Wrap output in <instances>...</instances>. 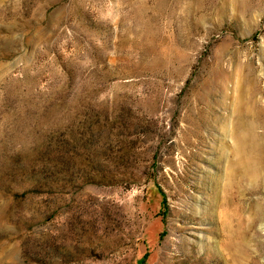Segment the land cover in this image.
Segmentation results:
<instances>
[{
	"label": "rangeland",
	"instance_id": "rangeland-1",
	"mask_svg": "<svg viewBox=\"0 0 264 264\" xmlns=\"http://www.w3.org/2000/svg\"><path fill=\"white\" fill-rule=\"evenodd\" d=\"M260 107L264 0H0V264H264V178L191 185Z\"/></svg>",
	"mask_w": 264,
	"mask_h": 264
},
{
	"label": "bare ground",
	"instance_id": "bare-ground-1",
	"mask_svg": "<svg viewBox=\"0 0 264 264\" xmlns=\"http://www.w3.org/2000/svg\"><path fill=\"white\" fill-rule=\"evenodd\" d=\"M245 82L238 84L237 87L242 88ZM257 82L254 79L250 85L253 93L260 91ZM257 113L262 115L260 120H236L238 130L235 133H231L229 128H226V133L231 136V140L220 138L219 143L218 139L216 140L218 153L214 162L219 167V172H210L201 167L200 170L203 171V175L195 178L192 182L191 185L194 189H202L207 192L209 207H219L232 203L236 198L235 191L245 194L248 191V187L245 186L248 181L259 182L264 178V108L260 107ZM197 123L199 122L194 121V124L198 127L199 124ZM260 126L263 127L262 132L257 130ZM195 133L196 137L186 135L184 142H205L206 138L201 135L198 129ZM189 197L194 198L195 196H184L179 201L181 206L178 212L181 215L187 214L188 209H193L195 206ZM200 207L203 206L200 205ZM256 210V216L261 219L264 218V206L258 205ZM196 211L202 212L204 210L202 208L201 211H198L196 207ZM227 215L230 216V214ZM229 223L230 218L227 216L225 227L231 231ZM176 230H181V225H178ZM188 241V238L181 236L176 245L181 246Z\"/></svg>",
	"mask_w": 264,
	"mask_h": 264
}]
</instances>
